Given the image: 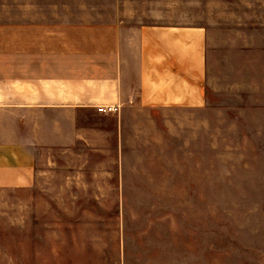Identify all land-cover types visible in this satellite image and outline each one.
I'll return each mask as SVG.
<instances>
[{"label":"crops","instance_id":"obj_1","mask_svg":"<svg viewBox=\"0 0 264 264\" xmlns=\"http://www.w3.org/2000/svg\"><path fill=\"white\" fill-rule=\"evenodd\" d=\"M0 264H264V0H0Z\"/></svg>","mask_w":264,"mask_h":264},{"label":"built area","instance_id":"obj_2","mask_svg":"<svg viewBox=\"0 0 264 264\" xmlns=\"http://www.w3.org/2000/svg\"><path fill=\"white\" fill-rule=\"evenodd\" d=\"M99 110H110V111H114V110H117V107L116 106H111V105H108V106H100L99 107Z\"/></svg>","mask_w":264,"mask_h":264},{"label":"rangeland","instance_id":"obj_3","mask_svg":"<svg viewBox=\"0 0 264 264\" xmlns=\"http://www.w3.org/2000/svg\"><path fill=\"white\" fill-rule=\"evenodd\" d=\"M68 206V205H67Z\"/></svg>","mask_w":264,"mask_h":264}]
</instances>
